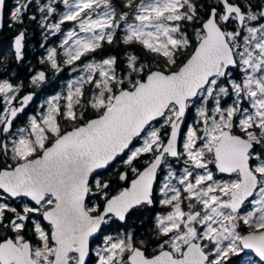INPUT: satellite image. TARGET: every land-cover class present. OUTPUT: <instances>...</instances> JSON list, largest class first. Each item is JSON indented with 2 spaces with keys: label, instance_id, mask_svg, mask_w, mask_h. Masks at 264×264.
<instances>
[{
  "label": "snow or ice",
  "instance_id": "snow-or-ice-1",
  "mask_svg": "<svg viewBox=\"0 0 264 264\" xmlns=\"http://www.w3.org/2000/svg\"><path fill=\"white\" fill-rule=\"evenodd\" d=\"M33 2L15 0L8 26ZM58 2L48 23L57 0H35L53 35L74 24L40 62L76 77L20 127L35 93L0 80V264H230L246 250L264 264V0ZM157 204L142 236L104 234Z\"/></svg>",
  "mask_w": 264,
  "mask_h": 264
},
{
  "label": "flooded vegetation",
  "instance_id": "flooded-vegetation-1",
  "mask_svg": "<svg viewBox=\"0 0 264 264\" xmlns=\"http://www.w3.org/2000/svg\"><path fill=\"white\" fill-rule=\"evenodd\" d=\"M47 0H40V3H46ZM15 5V0H6V7H5V14L9 16L10 11ZM57 11L56 13L52 14L50 17L47 18L48 23L53 22H59L58 16L65 10V7L62 3H59L57 0L56 3ZM36 15L37 19L35 21L29 20L27 17L28 15ZM40 18L41 14L37 10V5L35 4V0L32 5H30L29 12L25 16L24 24L21 25H13L11 27L12 35L10 36V39L6 43L8 46V50H10L12 60H14V65L10 69L12 71L18 70L22 72V69L24 68L25 73L24 80L23 78H7L6 80H10L14 84H20L23 83L24 87L20 91V94L18 96V100L26 94H29L31 92L35 93L33 101L28 105V107L25 109V113L21 115L20 118L17 119V121L14 122L15 127H20L26 124L27 122V116H30L32 114H36L39 110V105L48 97L55 95L57 93H60L66 89L67 83L74 79L77 75V73L72 71L73 66H63V71L56 73L54 70H52L47 63H41V59L45 58L47 56V51L50 48H57L58 51L60 49V44L62 37L64 35V31L71 29L74 27V24L72 22H66L61 26L62 31L60 33H56L55 35L52 34V31L49 30L47 27H41L40 26ZM34 22V23H33ZM9 24V21H8ZM5 27V26H4ZM4 27L3 30L4 31ZM9 27V26H8ZM24 30L26 31V37H25V49H24V55L25 58L22 61H17L14 58V38L17 35L18 31ZM1 31V32H2ZM4 33V32H2ZM1 33V34H2ZM118 33V38H119ZM1 39V35H0ZM116 51L110 46L105 45L104 49L98 51L97 58L101 55L108 54L109 52ZM118 51L122 52L123 49H119ZM60 57H58L59 59ZM82 63V62H77ZM39 71H45L47 73V80L40 86H33L30 81L32 76H34ZM18 73V72H16ZM0 80H5L4 78H0ZM2 107V105L0 106ZM195 118V112L190 111L187 118H186V125H191L194 122ZM182 131H186V126H182ZM182 159L179 163L175 162L174 159L170 158L172 160V164L174 169L176 170L177 174L179 175L182 170ZM210 168L213 166L210 165ZM167 169H165L164 174H166ZM213 171L215 169L213 168ZM216 178L220 180H230L235 178L234 176H230L229 174H221L216 172ZM158 181L162 182V177L158 176ZM95 202V200H93ZM160 205H155L151 210H147L144 212V215L141 217L140 220H137L136 217H133L132 221L126 226L123 227L119 223H110L108 226H105L104 234L105 235H115L117 231H131L135 230L138 232L139 235L144 234V226L147 225L148 227H151V221L156 213H159L161 211H164ZM94 246H99V241L94 240ZM257 259L255 258L254 254L250 250H246L245 253H242L239 256H233L231 258L230 264H247L248 260ZM92 260L94 262L95 257H92Z\"/></svg>",
  "mask_w": 264,
  "mask_h": 264
},
{
  "label": "trees",
  "instance_id": "trees-1",
  "mask_svg": "<svg viewBox=\"0 0 264 264\" xmlns=\"http://www.w3.org/2000/svg\"><path fill=\"white\" fill-rule=\"evenodd\" d=\"M8 15L7 13L5 14V27H4V33L1 34V39H0V78H23L24 80V74L25 72L24 68L21 71L15 70L12 71L10 68L13 67L14 65V60H12V56L10 53V50H8L7 42L10 39V36L12 35V29L11 27H8ZM34 23V22H33ZM18 72V73H16ZM1 106V105H0Z\"/></svg>",
  "mask_w": 264,
  "mask_h": 264
},
{
  "label": "rangeland",
  "instance_id": "rangeland-1",
  "mask_svg": "<svg viewBox=\"0 0 264 264\" xmlns=\"http://www.w3.org/2000/svg\"><path fill=\"white\" fill-rule=\"evenodd\" d=\"M58 18H59V16H58ZM53 23H56V22H53ZM68 30H70V29H68ZM68 30L64 31V34H65ZM63 39H64V35H63V37H62V40H63ZM62 40H61V42H62Z\"/></svg>",
  "mask_w": 264,
  "mask_h": 264
},
{
  "label": "water",
  "instance_id": "water-1",
  "mask_svg": "<svg viewBox=\"0 0 264 264\" xmlns=\"http://www.w3.org/2000/svg\"><path fill=\"white\" fill-rule=\"evenodd\" d=\"M2 30H3V28H2V29H0V35H1V33H2V32H1Z\"/></svg>",
  "mask_w": 264,
  "mask_h": 264
}]
</instances>
